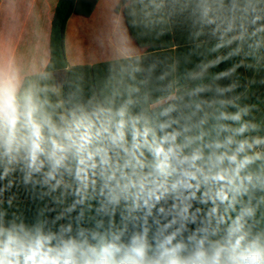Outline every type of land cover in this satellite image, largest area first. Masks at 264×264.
I'll return each instance as SVG.
<instances>
[{
    "label": "clouds",
    "instance_id": "clouds-1",
    "mask_svg": "<svg viewBox=\"0 0 264 264\" xmlns=\"http://www.w3.org/2000/svg\"><path fill=\"white\" fill-rule=\"evenodd\" d=\"M140 3L146 27L191 25L187 66L155 89L53 99L0 47V205L19 186L48 201L31 222L0 208V264H264V123L241 103L256 77L238 91L240 68L264 71V0Z\"/></svg>",
    "mask_w": 264,
    "mask_h": 264
},
{
    "label": "crops",
    "instance_id": "crops-1",
    "mask_svg": "<svg viewBox=\"0 0 264 264\" xmlns=\"http://www.w3.org/2000/svg\"><path fill=\"white\" fill-rule=\"evenodd\" d=\"M60 0H0V47H10L20 59L26 70L43 73L51 58V32L55 10ZM121 0H97L92 14L88 17L73 14L66 27L67 71L75 67H93L102 65L98 77L104 72L118 75L123 71V82L135 84L144 90L139 72H133L140 62L137 59L146 55V48L140 47L132 38L124 16V6L116 11ZM100 72V73H99ZM102 72V73H101ZM82 74H86L84 71ZM80 73V74H81ZM79 74V73H78ZM242 87L247 78L256 77V83L248 87L246 99L242 104L254 105L252 115L258 122L264 123V84L259 81L264 71L254 73L251 70H238ZM135 75V80L130 78ZM120 79V81H121ZM63 80V79H62ZM119 79L114 77L113 82ZM65 81V80H63ZM63 81L57 99H64ZM85 89L76 92L79 100L86 103L98 100L94 92L91 77L87 76Z\"/></svg>",
    "mask_w": 264,
    "mask_h": 264
},
{
    "label": "trees",
    "instance_id": "trees-1",
    "mask_svg": "<svg viewBox=\"0 0 264 264\" xmlns=\"http://www.w3.org/2000/svg\"><path fill=\"white\" fill-rule=\"evenodd\" d=\"M96 5L97 0L59 1L52 21L51 58L46 70L41 73L45 74L41 83L55 86L59 77L54 72L68 68L66 27L69 18L73 14L88 17L92 14ZM122 6H124L123 12L132 38L140 47L146 48L145 56L134 58L140 62L138 67L141 69V80L147 81V83L143 84L144 90L146 88L155 89L157 86L156 77L165 68L177 64V62V67L180 71H183L187 66L185 65V59L189 57V53L193 48V42L190 37V21L183 17H173L146 27L140 0H121L116 11H120ZM191 60L195 62L196 57H191ZM230 64L231 61L221 63L210 71L219 72L230 67ZM153 65H155L154 71L151 70ZM101 67L102 65L71 68L67 72L65 81H63L65 101L68 103L78 102H75L79 100L76 92L81 93V90L85 89V82L83 80L87 76H90L92 79V87L98 100H103L105 97L110 96L115 88H121L122 90L124 86L128 85L126 82L121 84V81H123L121 78L124 79L126 77L123 71H119L118 75L115 76L114 74L104 72L103 75L101 74V77H98V71H100ZM82 71L86 74H82ZM114 77L119 79L118 82H113ZM144 90L142 89V91ZM52 98L57 99L55 95ZM117 103H119V99ZM12 194L16 196L12 207L8 208L7 204L4 203L0 205V208L7 210L9 215L12 212L21 213L29 222L34 220L48 203L47 200H33L30 193L23 186L15 187L11 192H6L4 194L5 201ZM259 227H264V220H261Z\"/></svg>",
    "mask_w": 264,
    "mask_h": 264
},
{
    "label": "water",
    "instance_id": "water-1",
    "mask_svg": "<svg viewBox=\"0 0 264 264\" xmlns=\"http://www.w3.org/2000/svg\"><path fill=\"white\" fill-rule=\"evenodd\" d=\"M67 72H68L67 69H62V70H58L54 72V74L58 77H61L63 80H65L67 77Z\"/></svg>",
    "mask_w": 264,
    "mask_h": 264
},
{
    "label": "rangeland",
    "instance_id": "rangeland-1",
    "mask_svg": "<svg viewBox=\"0 0 264 264\" xmlns=\"http://www.w3.org/2000/svg\"><path fill=\"white\" fill-rule=\"evenodd\" d=\"M62 81H63L62 78L59 77L57 84H58L59 82H62ZM57 84H56V85H57Z\"/></svg>",
    "mask_w": 264,
    "mask_h": 264
}]
</instances>
